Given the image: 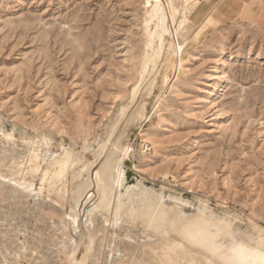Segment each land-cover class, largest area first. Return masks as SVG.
I'll use <instances>...</instances> for the list:
<instances>
[{
	"label": "rangeland",
	"instance_id": "1",
	"mask_svg": "<svg viewBox=\"0 0 264 264\" xmlns=\"http://www.w3.org/2000/svg\"><path fill=\"white\" fill-rule=\"evenodd\" d=\"M170 1L0 0V264L264 253V25Z\"/></svg>",
	"mask_w": 264,
	"mask_h": 264
},
{
	"label": "bare ground",
	"instance_id": "2",
	"mask_svg": "<svg viewBox=\"0 0 264 264\" xmlns=\"http://www.w3.org/2000/svg\"><path fill=\"white\" fill-rule=\"evenodd\" d=\"M169 5L171 7H173V1L172 0L169 2ZM183 16L185 17V16H187V14L184 13ZM226 44H227V42L225 39H220V40L216 41L214 43V45L208 47L205 50V52H208V53L219 52L222 48H224V46H226ZM224 65L226 66V63H224ZM214 74H215V76H214ZM214 74L212 75V79H220V78H223V76H224L223 73L219 70V68L215 69ZM202 83H203V81H202ZM218 84H220V85L217 86ZM218 84L215 85L217 87H215L214 91L210 93V96H215L216 93L220 90V88L222 87L221 82ZM25 174L27 175L28 171ZM114 198H115V196H114ZM108 200L109 199L107 197V188H106L105 189V197H104V203L106 206H108V204H109ZM163 214H165V213H163ZM208 218L210 219V217H208ZM202 222H207V221H202ZM208 223L210 224V222H207L206 224H208ZM206 224L205 223H203V224L197 223V225L189 227L185 232L186 238L191 243L206 247L209 251L217 252V251L221 250L222 252L220 255L222 258H224V261L228 264H264V253L263 252H261L260 250H258L256 248H251V247L247 246L246 243L243 244V243H240V241L239 242L235 241L236 238L234 241L229 242V244H227L225 242L226 245H224V244H223L224 246L219 245L218 242L215 240L216 236L213 234V232L209 231L210 229L208 230V228L205 226ZM219 224H218V226H220ZM212 227H213V229H215L214 226H212ZM228 228H229V226H228ZM219 229H221V228H219ZM220 231H222V230H220ZM220 231L218 230L217 232H220ZM223 237H225V236H223ZM236 237H238V236H236ZM221 239H223V238H221ZM176 245H178V244H176Z\"/></svg>",
	"mask_w": 264,
	"mask_h": 264
},
{
	"label": "crops",
	"instance_id": "3",
	"mask_svg": "<svg viewBox=\"0 0 264 264\" xmlns=\"http://www.w3.org/2000/svg\"><path fill=\"white\" fill-rule=\"evenodd\" d=\"M191 16L199 24L217 26L235 23L264 25V0H198Z\"/></svg>",
	"mask_w": 264,
	"mask_h": 264
}]
</instances>
